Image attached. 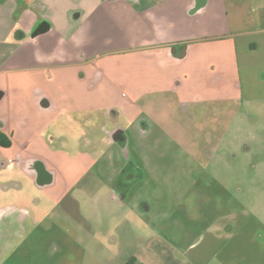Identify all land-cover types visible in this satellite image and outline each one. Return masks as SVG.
Returning a JSON list of instances; mask_svg holds the SVG:
<instances>
[{
    "label": "crops",
    "instance_id": "1",
    "mask_svg": "<svg viewBox=\"0 0 264 264\" xmlns=\"http://www.w3.org/2000/svg\"><path fill=\"white\" fill-rule=\"evenodd\" d=\"M225 4L0 0V219L2 211H24L43 226L57 214L51 203L56 204L55 196L62 192L58 180L69 185L75 164L96 161L114 144H134L150 169L130 162L139 174L128 175V180L134 183L146 173L156 174L179 206L192 188L199 189L202 179L210 177L217 184L219 177L205 173L202 157L209 159L205 149L214 147L211 143L217 153L241 100ZM43 21L49 28L33 36ZM112 70L118 102L99 86V79ZM188 125L206 129L208 139L196 137L184 153L163 152L167 128ZM31 160L51 172L41 187L25 176ZM130 190L115 187L110 195L126 204ZM222 226L215 222L212 228L217 233ZM149 238L140 257L154 254L162 263H176L169 245L155 246ZM134 254L139 255V249ZM189 260L205 264L208 259L194 251ZM137 261L148 263L144 258Z\"/></svg>",
    "mask_w": 264,
    "mask_h": 264
},
{
    "label": "rangeland",
    "instance_id": "2",
    "mask_svg": "<svg viewBox=\"0 0 264 264\" xmlns=\"http://www.w3.org/2000/svg\"><path fill=\"white\" fill-rule=\"evenodd\" d=\"M225 2L241 100L217 153L211 143L214 147L205 149L209 159L202 157L207 162L205 173L219 177L218 183L210 177L202 179L199 189L192 188L186 203L179 206L156 174L146 173L134 183L126 179L139 174L130 162L150 171L139 148L131 143L111 145L96 161L75 164L69 185L58 180L62 192L55 196L57 203H51L57 214L22 245L9 249L3 264H123L130 258L165 264L154 254L140 257L150 242L148 236L155 246L169 245L175 264H196L189 260L194 251L205 255V264H264V0ZM109 74L99 79L100 91L118 102L119 85L113 81V70ZM168 128L162 147L166 153H184L196 137L208 139L200 126ZM62 166L67 169L69 163ZM114 186L121 191L131 188L126 204L110 195ZM230 217L233 222L228 223ZM215 222L223 225L217 233L212 228ZM137 249L139 255L134 254Z\"/></svg>",
    "mask_w": 264,
    "mask_h": 264
},
{
    "label": "flooded vegetation",
    "instance_id": "3",
    "mask_svg": "<svg viewBox=\"0 0 264 264\" xmlns=\"http://www.w3.org/2000/svg\"><path fill=\"white\" fill-rule=\"evenodd\" d=\"M119 135V133L117 134ZM24 172L28 180L33 186L41 187V185L49 182L50 171L45 170L41 164L35 160L28 161L25 165ZM31 172V175H29ZM127 179V178H126ZM0 219V264L9 257L11 249L18 245H22L26 237L36 232L37 223L31 220L24 211L8 213L1 212ZM10 249V250H9ZM4 262V261H3Z\"/></svg>",
    "mask_w": 264,
    "mask_h": 264
},
{
    "label": "water",
    "instance_id": "4",
    "mask_svg": "<svg viewBox=\"0 0 264 264\" xmlns=\"http://www.w3.org/2000/svg\"><path fill=\"white\" fill-rule=\"evenodd\" d=\"M49 23L47 21H43L39 24L36 31L33 33V36H37L41 33H44L49 28Z\"/></svg>",
    "mask_w": 264,
    "mask_h": 264
},
{
    "label": "trees",
    "instance_id": "5",
    "mask_svg": "<svg viewBox=\"0 0 264 264\" xmlns=\"http://www.w3.org/2000/svg\"><path fill=\"white\" fill-rule=\"evenodd\" d=\"M123 264H144V263L138 262L135 258H130Z\"/></svg>",
    "mask_w": 264,
    "mask_h": 264
}]
</instances>
